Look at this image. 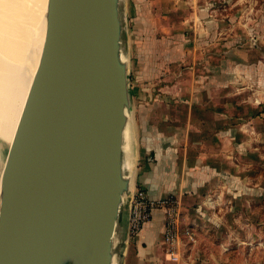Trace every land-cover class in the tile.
<instances>
[{"label": "water", "instance_id": "water-1", "mask_svg": "<svg viewBox=\"0 0 264 264\" xmlns=\"http://www.w3.org/2000/svg\"><path fill=\"white\" fill-rule=\"evenodd\" d=\"M119 7L47 2L39 66L0 179V264H113L115 238L126 253L136 173L125 157Z\"/></svg>", "mask_w": 264, "mask_h": 264}, {"label": "rangeland", "instance_id": "rangeland-1", "mask_svg": "<svg viewBox=\"0 0 264 264\" xmlns=\"http://www.w3.org/2000/svg\"><path fill=\"white\" fill-rule=\"evenodd\" d=\"M119 11L130 100L124 138L127 174H135L143 161L142 132L150 129L151 115L160 126L168 113L186 111L184 104L169 101L173 91L180 89V96L197 101L191 105L196 106L195 121H200L203 66L216 59L233 61L234 68L242 72L248 70V92L255 112L261 114L255 120L264 127V0H120ZM151 39L159 42L154 49ZM144 48L148 53L141 52ZM166 50L178 55L181 50L188 57L173 63L169 71L151 72L150 54L161 55ZM239 79L230 90L245 99V77ZM228 82L232 80L224 85ZM255 140L248 165L239 159L233 194L223 192L210 200L211 207L203 215L192 212L186 216L172 196L182 235L179 260L171 264H264V138L258 134ZM186 231L189 235H183ZM128 247L130 243L124 253L115 238L113 264H129L133 250Z\"/></svg>", "mask_w": 264, "mask_h": 264}, {"label": "crops", "instance_id": "crops-1", "mask_svg": "<svg viewBox=\"0 0 264 264\" xmlns=\"http://www.w3.org/2000/svg\"><path fill=\"white\" fill-rule=\"evenodd\" d=\"M158 43L151 39L150 48L154 49V44L158 46ZM146 49L141 52L148 53ZM179 53L181 55L166 50L161 55L150 54L151 72L169 71L173 63L187 59L184 52ZM203 67L204 95L198 100L200 121H195L196 106L191 105L197 101L180 96V89L173 91L169 101L184 104L186 111L168 113L160 126L151 115L150 129L142 132L143 161L138 164L134 178V185L143 189L150 199L174 196L186 216L192 212L203 215L211 207L210 200L221 197L223 192L233 194L232 184L238 183L239 159L247 166L256 136L260 134L264 138V127L255 120L261 114L255 112L253 96L248 92V70L242 72L234 68L233 61L225 59H216ZM243 76L245 99L239 92L233 94L230 90ZM227 80L232 82L224 85ZM218 91L229 92L231 96L220 95ZM164 227L163 211L155 210L141 232L129 241L128 248L133 250L129 264H171L163 244ZM126 232L127 210L123 212L121 225V233Z\"/></svg>", "mask_w": 264, "mask_h": 264}, {"label": "bare ground", "instance_id": "bare-ground-1", "mask_svg": "<svg viewBox=\"0 0 264 264\" xmlns=\"http://www.w3.org/2000/svg\"><path fill=\"white\" fill-rule=\"evenodd\" d=\"M47 2L0 0V179L39 66Z\"/></svg>", "mask_w": 264, "mask_h": 264}, {"label": "built area", "instance_id": "built-area-1", "mask_svg": "<svg viewBox=\"0 0 264 264\" xmlns=\"http://www.w3.org/2000/svg\"><path fill=\"white\" fill-rule=\"evenodd\" d=\"M155 210H162L165 215L163 244L166 248V256L171 262H177L182 234L178 205L172 196L153 200L143 189L136 186L130 200L129 238L132 240L141 232ZM183 235H189V232L186 231Z\"/></svg>", "mask_w": 264, "mask_h": 264}]
</instances>
